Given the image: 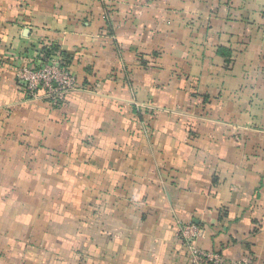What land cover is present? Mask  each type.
Listing matches in <instances>:
<instances>
[{"label":"crops","instance_id":"1","mask_svg":"<svg viewBox=\"0 0 264 264\" xmlns=\"http://www.w3.org/2000/svg\"><path fill=\"white\" fill-rule=\"evenodd\" d=\"M186 223L264 264V0H0V264H191Z\"/></svg>","mask_w":264,"mask_h":264},{"label":"built area","instance_id":"2","mask_svg":"<svg viewBox=\"0 0 264 264\" xmlns=\"http://www.w3.org/2000/svg\"><path fill=\"white\" fill-rule=\"evenodd\" d=\"M18 81L30 98L46 99L51 104L63 102L77 89V78L68 66H63L60 56L42 55L20 68ZM205 228L196 223L180 224V238L189 247L191 264H244L228 261L217 251L204 250L196 245Z\"/></svg>","mask_w":264,"mask_h":264},{"label":"trees","instance_id":"3","mask_svg":"<svg viewBox=\"0 0 264 264\" xmlns=\"http://www.w3.org/2000/svg\"><path fill=\"white\" fill-rule=\"evenodd\" d=\"M219 52H220V54H225L226 52L223 50V49H219ZM61 58H62V63H63V66H68V61L66 60V55H65V53L64 52H62L61 53ZM60 104H62V102L61 103H59V104H55V106H57V105H60Z\"/></svg>","mask_w":264,"mask_h":264},{"label":"rangeland","instance_id":"4","mask_svg":"<svg viewBox=\"0 0 264 264\" xmlns=\"http://www.w3.org/2000/svg\"><path fill=\"white\" fill-rule=\"evenodd\" d=\"M4 209H9L10 210V212L12 213V215L15 213L14 211L12 212V208H9V207H5ZM8 225V224H7ZM10 225V224H9ZM11 230H13V228H11ZM27 242H29V241H27ZM28 244H30V242L28 243Z\"/></svg>","mask_w":264,"mask_h":264}]
</instances>
